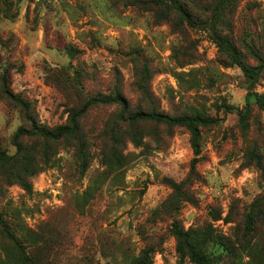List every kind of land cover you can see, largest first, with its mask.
<instances>
[{
	"label": "rangeland",
	"instance_id": "obj_1",
	"mask_svg": "<svg viewBox=\"0 0 264 264\" xmlns=\"http://www.w3.org/2000/svg\"><path fill=\"white\" fill-rule=\"evenodd\" d=\"M156 3L0 0V155L14 158L0 165V264H195L175 225L212 264H264V71L262 103L248 102L211 31ZM234 9V41L264 59V0ZM118 94L126 116L215 121L199 156L185 127L123 123L121 105L95 101ZM82 110L80 141L23 136L18 149L30 118L56 129Z\"/></svg>",
	"mask_w": 264,
	"mask_h": 264
},
{
	"label": "trees",
	"instance_id": "obj_2",
	"mask_svg": "<svg viewBox=\"0 0 264 264\" xmlns=\"http://www.w3.org/2000/svg\"><path fill=\"white\" fill-rule=\"evenodd\" d=\"M197 0H157L156 5L166 8V10L176 11L179 14L180 19L173 21V25L180 26V28H208L213 40L218 45L221 51L225 52L229 58L230 63L238 66L243 72L244 76L250 81L248 102L258 101L262 103L263 97L258 96L253 92L254 87L260 80V77L264 71V59L255 54L252 50L253 45L249 43L245 38H238V43L233 39V17L235 14V6L240 0H211L207 6L202 7L196 2ZM200 13L207 14L208 18H201ZM225 29L227 34H222V30ZM248 51L257 65H249L243 52ZM3 87L5 95L14 99L13 94L8 89V78L3 76ZM101 105L119 104L123 108V112L120 115V120L123 123L138 124L142 122L153 121L156 123L166 124L169 126H182L185 127L191 136V145L196 156L200 154V138L203 127L212 125L215 121L210 118L200 115L196 116H179L171 117L163 113L156 112H138L129 114L126 116L127 104L120 94L115 97L102 98L95 100ZM87 110H82L76 113L72 119L70 125L60 126L56 129H49L38 126L36 121L30 118L32 129L20 130L16 134V142L18 149L21 150L18 140L23 136L27 137H39L47 141L60 142L65 139L79 140L83 136L82 126L80 119L86 113ZM242 117V116H241ZM246 118V115L244 116ZM243 118V120L245 119ZM14 158L6 155H0V165L13 161ZM196 167V160L193 161L192 169ZM26 186V185H25ZM26 189L30 191V187L26 186ZM177 240L182 244V252L188 254L190 260L195 264H212L211 260L204 254L202 246L203 244L197 238L196 233L192 231H181L176 225L173 230Z\"/></svg>",
	"mask_w": 264,
	"mask_h": 264
}]
</instances>
